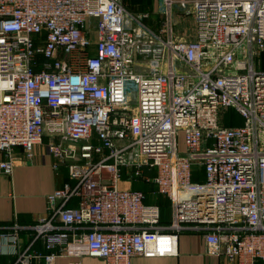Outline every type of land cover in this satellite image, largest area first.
Wrapping results in <instances>:
<instances>
[{
    "label": "built area",
    "instance_id": "built-area-1",
    "mask_svg": "<svg viewBox=\"0 0 264 264\" xmlns=\"http://www.w3.org/2000/svg\"><path fill=\"white\" fill-rule=\"evenodd\" d=\"M158 15L153 30L122 0H0V175L46 138L69 180L35 225L0 233L9 264L171 257L186 230L226 264H264V0H159ZM121 180L153 185L169 224Z\"/></svg>",
    "mask_w": 264,
    "mask_h": 264
},
{
    "label": "crops",
    "instance_id": "crops-1",
    "mask_svg": "<svg viewBox=\"0 0 264 264\" xmlns=\"http://www.w3.org/2000/svg\"><path fill=\"white\" fill-rule=\"evenodd\" d=\"M43 141L46 142L47 139L44 138ZM44 142L35 146L31 162L28 163L19 158L10 177L0 175V233L13 223L22 227L35 225V222L46 214L47 197L69 182L66 167L63 166L58 171L52 168L54 159L49 155ZM119 188L143 192L146 204L158 205L155 198H163L161 196L154 197L155 188L150 184L141 182L127 184L121 180ZM70 204L74 205L75 203ZM160 210V224L166 226L170 222L169 205L167 208L160 207ZM28 234V230L20 232L24 244L28 242ZM34 248L43 251L42 247ZM9 251L10 247L5 245L1 247L0 264L10 263L12 258L6 254ZM55 264H104V262L88 257L80 259L59 257ZM130 264H226V261L224 258L206 254L204 240L200 232L186 230L178 235L176 256L133 257Z\"/></svg>",
    "mask_w": 264,
    "mask_h": 264
},
{
    "label": "rangeland",
    "instance_id": "rangeland-1",
    "mask_svg": "<svg viewBox=\"0 0 264 264\" xmlns=\"http://www.w3.org/2000/svg\"><path fill=\"white\" fill-rule=\"evenodd\" d=\"M122 3L125 5L127 10L132 11L133 13H142L140 10L143 8L147 9V14L149 15L148 19H144V23L147 24L151 29H156V25L159 22V15H158V4L159 0H148L146 1H140V0H122ZM146 5H145V4ZM148 6V7H147ZM174 17L176 16L177 25H174V34L178 37L184 36V38L192 39L193 33H192V18L191 15H186L185 13H182L177 10H173ZM175 20V19H174ZM259 62L260 68L262 69L264 67V53L260 54L257 60V63ZM235 116V117H234ZM234 117V119H233ZM226 118L229 122V125L227 126H240L241 123H239L240 118L236 116L231 110H229L226 113ZM233 120V121H232ZM233 122V123H231ZM178 145L179 149L183 150V135L182 133L179 135L178 138ZM144 188V187H141ZM149 189V188H148ZM150 190V189H149ZM164 198H155V202L157 203H163Z\"/></svg>",
    "mask_w": 264,
    "mask_h": 264
},
{
    "label": "trees",
    "instance_id": "trees-1",
    "mask_svg": "<svg viewBox=\"0 0 264 264\" xmlns=\"http://www.w3.org/2000/svg\"><path fill=\"white\" fill-rule=\"evenodd\" d=\"M141 1V0H140ZM143 2L144 1H148V0H142ZM145 4V3H144ZM146 5V4H145ZM148 7V6H147ZM147 9L148 8H142L141 10H140V12H142V13H147ZM235 117V116H234ZM234 117H233V119H234ZM241 120V119H240ZM233 121V120H232ZM231 123H233V122H231ZM239 123H241L242 124V120L241 121H239ZM226 125H229V122H228V120H227V118H226ZM193 179L195 180V181H202V179H203V176H202V172L201 171H198V172H195L194 173V176H193ZM165 202H161V203H158V205L161 207V208H163V207H165V208H167V206L169 205V202H168V200L167 199H165L164 200Z\"/></svg>",
    "mask_w": 264,
    "mask_h": 264
}]
</instances>
